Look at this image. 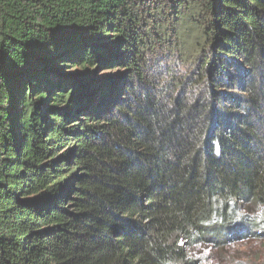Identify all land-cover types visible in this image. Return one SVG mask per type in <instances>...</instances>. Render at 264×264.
<instances>
[{"label":"trees","instance_id":"obj_1","mask_svg":"<svg viewBox=\"0 0 264 264\" xmlns=\"http://www.w3.org/2000/svg\"><path fill=\"white\" fill-rule=\"evenodd\" d=\"M260 243L264 0H0V264Z\"/></svg>","mask_w":264,"mask_h":264},{"label":"rangeland","instance_id":"obj_2","mask_svg":"<svg viewBox=\"0 0 264 264\" xmlns=\"http://www.w3.org/2000/svg\"><path fill=\"white\" fill-rule=\"evenodd\" d=\"M169 61L170 62H173V61H175L174 63V66L173 67H176L177 66V64H181V60L179 59V57L177 56V54H174V55H172V56H170V58H169ZM179 67L177 66V69H178ZM98 76H101V77H107L108 75H106V72L105 73H102V75L100 74H98ZM244 250H251L252 252H254V253H256V252H260V251H263L264 250V243H260V244H254V245H252V246H249V248H246V249H244ZM243 250V251H244ZM217 261H218V259H215L214 261H213V263H211V264H217ZM224 264H226V263H224ZM258 264H264V262H259L258 261Z\"/></svg>","mask_w":264,"mask_h":264}]
</instances>
